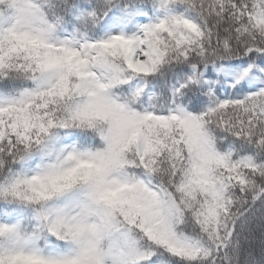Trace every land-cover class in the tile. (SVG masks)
I'll use <instances>...</instances> for the list:
<instances>
[{"label":"snow or ice","instance_id":"6c2138e0","mask_svg":"<svg viewBox=\"0 0 264 264\" xmlns=\"http://www.w3.org/2000/svg\"><path fill=\"white\" fill-rule=\"evenodd\" d=\"M0 264H264V0H0Z\"/></svg>","mask_w":264,"mask_h":264}]
</instances>
